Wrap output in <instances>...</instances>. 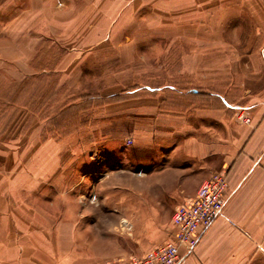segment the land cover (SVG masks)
Wrapping results in <instances>:
<instances>
[{"label":"crops","instance_id":"obj_1","mask_svg":"<svg viewBox=\"0 0 264 264\" xmlns=\"http://www.w3.org/2000/svg\"><path fill=\"white\" fill-rule=\"evenodd\" d=\"M239 31L257 42L243 64L261 78L238 99L222 92L221 58L205 57L221 55L222 38ZM162 46L181 56L169 59L163 82L128 75L137 53ZM177 73L181 85L170 83ZM50 86L66 89L71 112L84 105L69 126L46 122L41 94ZM2 87L18 88L29 122L0 141V264L127 259L99 257L90 232L130 228V214L155 231L159 212L147 199L177 207L219 172L228 179L223 212L181 264H264V0H0ZM102 143L108 165L90 154ZM117 172L133 175L132 193L105 189ZM162 188L169 194L159 196Z\"/></svg>","mask_w":264,"mask_h":264},{"label":"rangeland","instance_id":"obj_2","mask_svg":"<svg viewBox=\"0 0 264 264\" xmlns=\"http://www.w3.org/2000/svg\"><path fill=\"white\" fill-rule=\"evenodd\" d=\"M103 25L99 23V15L95 13L93 15V24H92L93 28L99 29ZM110 25L113 26L114 28L116 26V23L115 24L111 23ZM123 25L125 27H129L130 24H123ZM158 41L167 42L166 45H168V43L171 42V40H158ZM256 44H257L256 40H251L247 38L244 32L239 31L237 36H235L234 33H227L222 38V44L220 45V47L223 48L225 51L222 50L221 55H215V56L208 55L205 57V62H207V60L212 58L216 59L217 61L221 58L223 93L227 94L228 96L232 95L233 98H236L238 95V99H239L242 96V94L245 93V90H247L248 87H252L254 78L256 79L261 78L260 75H257L256 71L254 70L252 71L243 64L245 62V59L247 58L245 55L247 48H251ZM191 47H193L192 44ZM166 49L168 50V48L162 46V48H158L155 51H152V53H145L144 51L137 53L136 56L137 61L132 64L134 68H130L127 71V72L130 71L128 75H132V76H136V78H140V81L143 83H147L154 78L158 79V81L161 80L163 82L164 80L161 78H165L169 76V74H171L170 70L167 69L168 62H170L169 59L174 58V62L177 64L181 58L180 54L173 56L168 55ZM225 52H227V54H225ZM236 62L239 63L237 65L238 72L236 71L235 68ZM206 68L207 70L209 68L212 69L213 62L209 61V63L206 64ZM179 74L180 73H177L170 83L181 85L179 79L181 76ZM14 89L16 92L18 88H13V87L0 88V94L3 91L5 92V90H7L8 93L6 95V98L10 99L5 102L4 101L0 102V141H3V139L6 141H10L14 137H17L18 135L16 134L17 133L20 134L21 127L29 122V119L25 118V115L24 116L21 115V113L23 112L22 109L23 104L21 103L22 94H20V91H17L13 95ZM56 89L57 88H54L52 86L46 87L43 88L44 92L43 94H41V96H44L43 103L47 115L46 122L48 123L49 128L50 127L64 128L65 126H69L70 124L69 117L71 116L72 113L75 112L79 116L83 113L82 109L84 105H79L78 110L71 112L69 103L67 101L68 98H64L66 97L64 95L66 89L61 90V92H59L58 94L54 92ZM85 97L86 96L77 100L78 101L85 100ZM59 99H62L61 103H58ZM84 102L86 103V101ZM87 102L91 103V105L89 104L90 106L89 112H91L92 111L91 106H93V104L91 100ZM192 102H191L192 108L206 106V104L203 102L198 103V101L196 100L193 103ZM193 105L195 107H193ZM29 110L36 111L37 104H30ZM30 121L35 122L36 119L35 120L30 119ZM130 137L131 136H125L124 140L126 141V143L128 138ZM100 148H102L101 150L102 155L100 156L101 162L97 164L101 165L105 163V165H108L110 157L108 155V150L106 149V146L104 147V143L100 145ZM116 168H117L116 165H112V166L110 165V170L113 169L115 170ZM134 181L135 180L132 174L121 173V172L112 173L109 176H105V189L110 190L112 189L113 186H119L120 190H124L125 192L128 193L129 192L132 193L135 186ZM165 187L168 188V186ZM138 189L140 188L138 187ZM143 189L144 188L142 187V190ZM166 192L167 189L162 188V191H159L158 194L159 196L162 194H169ZM83 201L86 204L95 208L99 206V202L97 203V201L90 200L89 198L88 199L86 198ZM127 201H131V200L127 199ZM84 202L82 203L83 206L86 205ZM147 203L151 204L152 208L156 209L159 212L157 215V225L151 226L152 229H154L155 231H152L149 228H145L146 225L144 226L143 222L141 225L137 224L135 226V222L138 223L139 218L143 219V216L141 217L138 214L137 215L132 214V216L130 214L129 216H126V218L130 219L133 222L130 225V228L128 227L127 229H121L118 231H101V230L91 231L90 232L91 239L89 242L93 246L94 251L98 254L99 257L105 259V257L109 256L111 257V259H113L123 256H130V255L139 256L146 253L153 246L162 243L163 241L167 240L170 237L172 233L171 230L172 215L176 207L174 206L172 208L171 206L175 205V203H178L177 200H170L166 198H153V199L149 198L147 199ZM99 226H101V224H99Z\"/></svg>","mask_w":264,"mask_h":264},{"label":"built area","instance_id":"obj_3","mask_svg":"<svg viewBox=\"0 0 264 264\" xmlns=\"http://www.w3.org/2000/svg\"><path fill=\"white\" fill-rule=\"evenodd\" d=\"M246 120V118H245ZM132 145L131 139L127 140ZM102 148L95 146L90 154L96 163L101 162ZM228 188L227 174L219 172L205 180L194 198L179 205L172 215L170 239L146 253L107 264H181L187 255L194 252L199 239L206 229L222 214L225 206V193ZM97 199L93 198V201Z\"/></svg>","mask_w":264,"mask_h":264}]
</instances>
